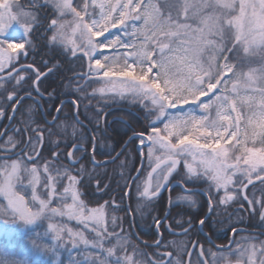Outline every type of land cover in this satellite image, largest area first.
Returning a JSON list of instances; mask_svg holds the SVG:
<instances>
[{"label":"snow or ice","instance_id":"snow-or-ice-1","mask_svg":"<svg viewBox=\"0 0 264 264\" xmlns=\"http://www.w3.org/2000/svg\"><path fill=\"white\" fill-rule=\"evenodd\" d=\"M28 4L26 10L20 0H0V119L15 125L18 112L27 116L0 143V157H20L0 163V218L11 217L27 245L0 248V264H65L64 252L67 264H264V241L253 243L254 236L233 239L236 250L214 252L199 240L165 242L160 231L183 237L203 232L204 240L215 244L205 230L222 223L216 217L230 207L234 237L248 231L240 227L241 211L258 217L264 231V0ZM43 9L51 14L40 16ZM37 32L45 47L58 50L73 66L63 94L44 87L51 86L61 65L36 60ZM109 102L141 110L140 130L107 121L100 104ZM69 104L71 115L64 111ZM82 104L87 124L80 119ZM46 135L51 160L41 152ZM58 135L61 139H52ZM132 146L140 168L130 166L137 158ZM97 156L113 163L123 157L119 174L124 189H134L137 211L169 193L167 206L153 216L157 238L153 244L141 241L156 249L151 255L119 223L115 200L89 207V194L82 189L93 180L95 192L108 188L96 179V169L107 163ZM61 158L69 164L58 163ZM145 162L151 170L142 173ZM177 185L180 192L173 197ZM127 195L123 191L121 202ZM200 195L206 201H198ZM181 202L196 211L189 214ZM189 215L195 224L184 219ZM73 221L82 228L72 227Z\"/></svg>","mask_w":264,"mask_h":264},{"label":"trees","instance_id":"trees-1","mask_svg":"<svg viewBox=\"0 0 264 264\" xmlns=\"http://www.w3.org/2000/svg\"><path fill=\"white\" fill-rule=\"evenodd\" d=\"M20 3L25 5V8L30 7V5L28 4V0H20ZM46 13L51 14V9H43V10L38 11V14L40 16H44ZM35 35H36V43H37V48H38L37 52L35 53L36 60L37 61H41L42 59L48 60L50 64L56 63L57 61H59L61 65V71L57 73L56 77L53 78L51 82V86L49 87V85L46 84L44 87L48 88V91H51L52 88H57L58 91H60L63 94L67 91V89L63 86L69 84V79H66V77L70 78L73 75V72L71 70L73 66L62 57V55L60 54L58 50H50L47 47H45L44 40L41 38L42 32H37ZM26 62L31 63L32 62L31 57ZM97 86L98 85H93V87H97ZM41 91H44V88H42ZM89 91H91V88L89 89ZM47 94L48 93L45 92V97H47ZM60 98L65 99V100L69 99V97L66 95H61ZM96 103H97V100H93L91 102L87 115L89 116L94 115L93 106L96 105ZM57 104H58V101H57ZM45 107H48V105L46 104ZM100 107H102L104 111L107 113V116L105 117V119L113 124L118 125L120 123L127 122V123L132 124L134 127H136L137 130H140V126L144 123L141 110H139L135 105H129L127 102H122L120 104L109 102L108 105L101 103ZM64 111L68 115H71V111H72L71 105L69 104L68 107ZM116 117H121L123 120L122 121L113 120ZM21 118L26 119L27 116L23 112H18L15 125L13 121H9L8 119H0V132L5 133L4 136H0V143L4 142V140L7 137V134H11V129L13 126H19V120ZM80 119L83 120L85 124L88 123L87 119L85 118L83 104L81 105ZM81 130L86 131V129H81ZM70 131L71 129H68L69 133ZM52 139L54 140L61 139V136L59 135L53 136ZM85 147L86 148L88 147L87 143H85ZM16 151H18V149ZM59 151L61 153L66 151V149L63 147V144H61ZM117 151H119V148H117ZM129 151L131 152L133 157H137V153H136L134 146L130 147ZM41 152L46 160L52 159L49 146L47 144V135L45 136V145L41 149ZM19 158L20 157L17 155H4L0 157V162H4V160L11 161L13 159H19ZM96 158L100 160L102 163L107 161L104 167L96 169V173H98V175L96 176V179H99L102 184H107L108 188L104 189L102 192H95L96 185H95V180H93L92 182L89 183L87 189H82L83 191H87L89 194L88 195V201L90 202L89 207H96L97 201L100 204H103V202L106 200H115L116 203L120 205V210H117L114 213L117 217L121 218L119 220V223L122 224L125 232L135 234L132 236L133 243L138 245V247L142 251L151 255L154 251H156V249L152 247H146L144 243H141V241H146L147 244H153L155 239L157 238L155 235L156 230L153 227L148 232L141 230V227L137 223V219L136 218L134 219V216L131 215L129 211L130 208L127 202H129V204L132 207L134 206V195L132 194V192H134L133 191L134 189L131 190L130 196L124 197L123 202H121V196L123 195V191H128L124 189V181L121 179V176L119 174L120 173L119 162H120V159H123V157L117 159L115 163L109 161L108 157L106 156L105 157L97 156ZM36 159L38 162L40 161L39 157H37ZM25 162L28 163L29 166H31V162L27 160H25ZM58 163H63L65 165H68L69 161L67 159L61 158V160L58 161ZM82 163L84 164L86 168L89 169V172H91L92 165L88 162V160L84 159ZM146 164L147 163H145V165ZM130 166L139 168L140 167L139 158L137 157L136 159L132 160L130 162ZM133 175H135V173H133ZM85 179H87V176L85 177ZM176 195H177L176 193L174 192L172 193L173 197H175ZM167 201L168 199L164 197L162 201L155 202L151 208L149 207L142 208V210H144L147 213L146 219L149 223L153 222L152 221L153 216L160 214L162 207L167 206ZM179 206L181 209L187 210L189 214L195 212L193 209H189L185 203L180 204ZM172 215L176 216L175 210L172 212ZM189 218H193V217L191 215L184 217V219H189ZM176 219H180V217L176 216ZM0 220L8 223L7 229H5V233L0 236V248H4L5 250L12 251V250H20L25 245H27V241L19 234V231H18L19 225L17 223H13L10 217H3V218H0ZM172 222L173 221L169 219V223H172ZM196 222H197L196 219L193 218V223L195 224ZM71 226L74 228H82V226L77 225L75 221L71 222ZM135 228L137 230L136 232H134ZM175 230L181 231L179 228H176ZM117 231H119V229H117ZM162 232H163V237H164L165 242H167L170 238L173 237L171 234L164 231V229H162ZM86 234L89 235L90 238L92 237V234L90 232H86ZM137 236L139 237V239H137ZM105 246L106 247L108 246L107 242ZM163 250L164 249H161V251ZM89 251H93V250L89 249ZM168 251H170V249H168ZM73 255L75 256L76 252H73ZM15 258L22 259L23 257L17 256ZM62 258L65 260V264H67V253L66 252L63 253ZM41 259L47 260L48 258L42 257ZM141 259H146V258H141Z\"/></svg>","mask_w":264,"mask_h":264},{"label":"flooded vegetation","instance_id":"flooded-vegetation-1","mask_svg":"<svg viewBox=\"0 0 264 264\" xmlns=\"http://www.w3.org/2000/svg\"><path fill=\"white\" fill-rule=\"evenodd\" d=\"M140 168V167H139ZM151 169L149 168L148 164H144V167L141 169L142 173H145L147 171H150ZM176 193L179 194L180 192V186L177 185L172 193ZM131 193V190L129 191V195ZM171 193V194H172ZM132 194L134 195V192H132ZM161 196L164 198L166 197L168 199L169 193L167 191L163 192L161 194ZM196 199L198 201H206V197L200 195L197 196ZM180 204H183L182 202ZM239 205H236L235 208H238ZM247 207V204H245V208ZM194 210V209H193ZM196 211V210H194ZM234 211L233 207H230L228 209V212H222L220 216L216 217V219L218 221H222V223H218L215 229H206L205 231H209V234L213 235V239L215 241V244H208L205 240H204V235L203 232L201 233H196L195 231H193L190 235V241H194V240H199L202 244L205 245V247H211L212 250L218 251V250H224L227 249L229 252L238 249L239 245L238 244H233L232 241L233 239H236L237 241L240 240L241 236H254L255 240H253V243H257L259 244L260 241H264V231H262L259 227V219L258 217H252L249 216L247 213L241 211V215L245 216V222L243 224L240 225V227H246L248 229V231L243 232V233H237L235 235V237L233 236L232 230L229 227L228 224V213H232ZM161 228V233L162 232ZM136 228L134 229V232H136ZM195 236V237H194ZM182 237V236H181Z\"/></svg>","mask_w":264,"mask_h":264},{"label":"rangeland","instance_id":"rangeland-1","mask_svg":"<svg viewBox=\"0 0 264 264\" xmlns=\"http://www.w3.org/2000/svg\"><path fill=\"white\" fill-rule=\"evenodd\" d=\"M76 2V0H74V3ZM26 10H27V8H26ZM68 19H71V17L69 16L68 17ZM115 31V30H114ZM20 32L22 33L23 32V30L22 29H20ZM116 118H121V117H116ZM114 120V119H113ZM119 121V120H118ZM98 160V159H97ZM0 163H3V162H0ZM26 163V162H25ZM145 163H147V162H145ZM28 164V163H27ZM134 191V190H133ZM131 194V193H130ZM128 196H130L129 194L127 195V197ZM0 202L1 203H4V201H3V199L2 198H0ZM183 203V202H182ZM127 204L129 205V208H130V213H131V215L132 216H134V219L136 218L137 219V223H138V225L141 227V230H143V231H146V232H148V231H150V229H152V227H151V224L152 223H149L148 221H147V213L144 211V210H142V208H145V207H147V206H143V207H141L140 208V210L139 211H137L136 209H137V198H136V196H135V194H134V206L132 207L130 204H129V202H127ZM11 218V217H10ZM153 221V220H152ZM7 226H8V223L7 222H3L2 220H0V236L2 235V234H4L5 233V229H7ZM155 229V228H154ZM173 237L172 238H170L168 241H170V240H183V239H187V240H189L190 241V238H189V236L188 237H181V236H174V235H172ZM172 249H170V251H171Z\"/></svg>","mask_w":264,"mask_h":264},{"label":"water","instance_id":"water-1","mask_svg":"<svg viewBox=\"0 0 264 264\" xmlns=\"http://www.w3.org/2000/svg\"><path fill=\"white\" fill-rule=\"evenodd\" d=\"M114 120H119V121H122L123 119H122V118H114ZM109 161H110V160H109ZM141 169H142V168H141ZM129 191H130V190H128V191H127V192H128V194H129ZM162 193H163V192H162ZM162 193H161V194H162ZM175 231H176L177 233H179V232H180V231H177V230H175Z\"/></svg>","mask_w":264,"mask_h":264}]
</instances>
